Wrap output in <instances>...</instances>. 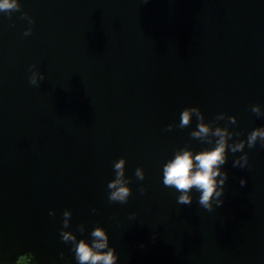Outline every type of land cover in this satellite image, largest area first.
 <instances>
[{
	"label": "water",
	"instance_id": "water-1",
	"mask_svg": "<svg viewBox=\"0 0 264 264\" xmlns=\"http://www.w3.org/2000/svg\"><path fill=\"white\" fill-rule=\"evenodd\" d=\"M21 3L11 18L0 13V264L28 252L39 264H77L60 236L66 209L69 231L86 227L78 238L91 243L95 227L107 230L117 264H264L259 141L244 149L249 168H234L243 153L229 150L225 202L213 211L195 191L191 205L178 204L162 174L185 145L211 147L190 137L195 117L165 131L187 107H199L205 122L237 116L230 130L243 135L229 143L264 127L250 107L264 108V0ZM32 65L45 76L38 87ZM120 158L133 190L126 204L108 200Z\"/></svg>",
	"mask_w": 264,
	"mask_h": 264
},
{
	"label": "clouds",
	"instance_id": "clouds-1",
	"mask_svg": "<svg viewBox=\"0 0 264 264\" xmlns=\"http://www.w3.org/2000/svg\"><path fill=\"white\" fill-rule=\"evenodd\" d=\"M22 9L21 0H0V13H7L11 18L14 12ZM21 19L28 21L30 25L35 24V19L24 12ZM33 29L27 28L25 36L32 35ZM32 73L29 76V83L39 86L45 76L37 69L36 65L29 68ZM251 111L258 117H264V108L260 104L251 105ZM193 117L196 118V130L189 133L190 137L198 140L202 144L211 145L202 151L195 152L190 146L185 145L174 153V157L168 160L163 168V185L174 188L180 195L177 203L181 205H191L193 203V191L199 193L197 203L208 211H213L214 206L219 207L224 204L221 197L225 194V185L229 179V173L223 170V166L228 162L229 150L231 153H243L238 156L232 166L239 168H249V155L244 151L247 146L249 149L255 148L259 141L264 147V127L252 130L245 140H236L232 143L233 137L243 135L230 130L231 125L238 123V117L229 116L227 113H219L211 122H205L204 112L199 107H187L180 114L179 124L167 125L165 131H172L179 127L185 129L191 127ZM220 121H227L228 126H219ZM127 158H120L114 162L115 179L111 180L107 188L109 189L108 200L110 203L126 204L133 194L129 186L131 178L126 177ZM135 177L143 181L145 171L142 167L135 169ZM241 187L247 185L246 179L240 180ZM140 194L147 192V188L141 187ZM93 212L96 210L93 209ZM50 215H55L50 212ZM73 213L70 209L63 212L62 228L60 236L63 242L70 244L71 251L75 254L77 264H117L119 256L115 247H110L109 234L102 226L95 227L91 233V243L88 239H80L77 232L83 234L86 231L84 224L77 226V232L69 231L71 227V217ZM136 213L132 214L135 218ZM144 247V245H141ZM63 257V253H61ZM16 264H39L36 256L32 252L20 255Z\"/></svg>",
	"mask_w": 264,
	"mask_h": 264
}]
</instances>
